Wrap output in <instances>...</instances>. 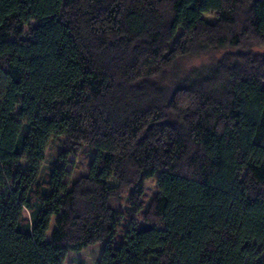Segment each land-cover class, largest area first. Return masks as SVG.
Segmentation results:
<instances>
[{
	"label": "trees",
	"instance_id": "16d2710c",
	"mask_svg": "<svg viewBox=\"0 0 264 264\" xmlns=\"http://www.w3.org/2000/svg\"><path fill=\"white\" fill-rule=\"evenodd\" d=\"M103 241L98 264H264V0H0V264Z\"/></svg>",
	"mask_w": 264,
	"mask_h": 264
},
{
	"label": "rangeland",
	"instance_id": "374dc122",
	"mask_svg": "<svg viewBox=\"0 0 264 264\" xmlns=\"http://www.w3.org/2000/svg\"><path fill=\"white\" fill-rule=\"evenodd\" d=\"M208 19H212L213 15H207ZM212 56H197L185 59L182 63L184 67L190 66H197L198 64L207 63ZM63 142L62 140H55L53 141L49 149L47 150L46 159L43 164V172L44 175L47 176L56 163L58 153L62 149ZM91 154L90 153H80L77 156H70L72 168V175L71 178L75 179L76 177L84 174L87 172L88 164L90 160ZM24 166H28L27 161H23ZM145 188H146V195L145 200L146 202H150L151 198L154 196L157 190V181L156 177L149 178L145 181ZM125 204V203H124ZM124 207L126 205H123ZM106 242H99L97 244H93L84 248L78 252L73 253L70 261L68 264H98L101 256L103 254Z\"/></svg>",
	"mask_w": 264,
	"mask_h": 264
}]
</instances>
